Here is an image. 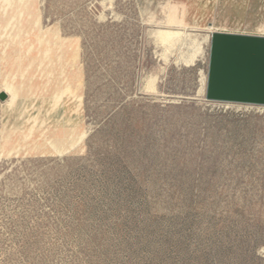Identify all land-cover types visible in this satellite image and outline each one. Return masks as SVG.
Segmentation results:
<instances>
[{"label":"rangeland","instance_id":"1","mask_svg":"<svg viewBox=\"0 0 264 264\" xmlns=\"http://www.w3.org/2000/svg\"><path fill=\"white\" fill-rule=\"evenodd\" d=\"M214 32L264 0H0V264H264V107L207 100Z\"/></svg>","mask_w":264,"mask_h":264},{"label":"water","instance_id":"2","mask_svg":"<svg viewBox=\"0 0 264 264\" xmlns=\"http://www.w3.org/2000/svg\"><path fill=\"white\" fill-rule=\"evenodd\" d=\"M206 96L264 106V36L213 33Z\"/></svg>","mask_w":264,"mask_h":264},{"label":"bare ground","instance_id":"3","mask_svg":"<svg viewBox=\"0 0 264 264\" xmlns=\"http://www.w3.org/2000/svg\"><path fill=\"white\" fill-rule=\"evenodd\" d=\"M170 8V7H169ZM174 10V9H173ZM174 20V19H173ZM173 20H171V21H173ZM213 28V27H212ZM215 33V32H214ZM176 35H178V33L177 32H171V31H164V32H160L159 33V38L163 41V42H170L171 40H173L175 37H176ZM212 36H213V33H212ZM212 36H211V43H212ZM207 83H208V75H207ZM206 89H207V87H206ZM218 103H220V102H218ZM222 103H232V102H222ZM233 104H241V103H233ZM242 105H252V104H242ZM252 106H254V105H252ZM255 106H257V105H255ZM262 107H264V106H262Z\"/></svg>","mask_w":264,"mask_h":264}]
</instances>
